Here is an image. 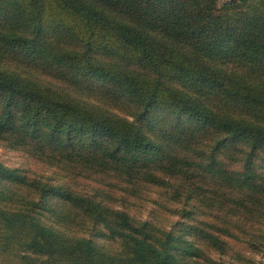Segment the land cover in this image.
<instances>
[{"label": "trees", "instance_id": "1", "mask_svg": "<svg viewBox=\"0 0 264 264\" xmlns=\"http://www.w3.org/2000/svg\"><path fill=\"white\" fill-rule=\"evenodd\" d=\"M219 2L0 0V146L94 183L0 161V264H263L264 0Z\"/></svg>", "mask_w": 264, "mask_h": 264}, {"label": "rangeland", "instance_id": "2", "mask_svg": "<svg viewBox=\"0 0 264 264\" xmlns=\"http://www.w3.org/2000/svg\"><path fill=\"white\" fill-rule=\"evenodd\" d=\"M225 1L227 0H220L219 5L223 4ZM0 161L7 167L19 169L31 178H42L55 185H69L75 190L84 189L88 191L94 186L93 182L82 179L70 181L61 170L37 162L28 155L13 151L4 146H0ZM146 212L147 210L143 211L144 215H147ZM100 243L103 244V242ZM255 258L262 261L264 264V258H260L259 256Z\"/></svg>", "mask_w": 264, "mask_h": 264}]
</instances>
